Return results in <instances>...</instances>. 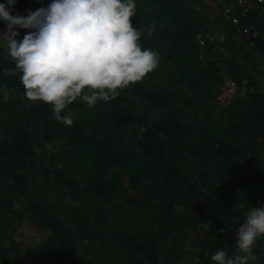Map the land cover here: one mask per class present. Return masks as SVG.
I'll return each mask as SVG.
<instances>
[{"label": "trees", "instance_id": "16d2710c", "mask_svg": "<svg viewBox=\"0 0 264 264\" xmlns=\"http://www.w3.org/2000/svg\"><path fill=\"white\" fill-rule=\"evenodd\" d=\"M48 3L16 0L13 14ZM135 4L130 21L142 48L158 53L157 66L106 102L88 107L77 97L62 112L71 125L57 121L50 105L26 99L20 73L0 46V93L14 97L0 113V264H181L179 251L159 261V242L176 245L202 224L198 264H213L202 259L203 247L210 256L218 249L231 254L238 224L264 203V86L241 67L253 61L251 53L229 44L220 61L212 59L225 46L208 40L210 21L198 0ZM262 21L264 14L250 15L238 26ZM17 31L22 38L29 30ZM222 72L236 86L223 111ZM47 144L54 152H34ZM138 186L135 196L117 193ZM66 200L77 204L73 211ZM58 211L70 213L71 222ZM26 215L47 237L20 257L2 237ZM253 253L264 264V236Z\"/></svg>", "mask_w": 264, "mask_h": 264}, {"label": "clouds", "instance_id": "9594fccd", "mask_svg": "<svg viewBox=\"0 0 264 264\" xmlns=\"http://www.w3.org/2000/svg\"><path fill=\"white\" fill-rule=\"evenodd\" d=\"M15 3H0V21L5 24L0 46H6L20 73L26 99L50 105L54 118L65 125L73 121L62 112L77 97L88 107L106 102L118 89L140 81L159 62L157 52L142 48L141 33L130 21L135 0H50L26 16L13 14ZM17 29L29 31L18 38ZM261 236L264 203L250 207L238 224L231 254L218 249L210 260L213 264H251L257 259L253 245Z\"/></svg>", "mask_w": 264, "mask_h": 264}, {"label": "rangeland", "instance_id": "374dc122", "mask_svg": "<svg viewBox=\"0 0 264 264\" xmlns=\"http://www.w3.org/2000/svg\"><path fill=\"white\" fill-rule=\"evenodd\" d=\"M200 1L201 5H202V10L205 12L206 16L214 14V12H216L217 8H218V0H213L214 2H210V0H198ZM210 13V14H209ZM212 15V17H213ZM218 15V14H217ZM213 18H217V17H213ZM212 22L209 26V29L211 30V33L208 35V40L217 45L220 46V44L223 42L224 40H227L225 36V34L223 35L221 33V31H224L226 29V27H224L223 25L220 24V20L218 21V23L216 21H211ZM225 23H229V22H225ZM262 24H258V26H260L261 29V35L259 40L257 41H249L246 40L243 41L242 43V39L241 36H237L239 37V42H241L240 44H245L246 45H242V48H245L248 52L251 53V58H253V61H242L241 62V67L244 69L245 73L250 75L253 79L257 80L262 86H264V48L261 46L258 47V49H256V44L258 42H263L264 41V21L261 22ZM231 26L236 27V24L231 23ZM227 30V29H226ZM222 41V42H221ZM236 42V41H235ZM257 42V43H256ZM3 50L5 52V56L8 57V59L10 58L8 56V51L6 46H2ZM215 51H217V49H215ZM238 52V51H236ZM263 55H261V54ZM212 55L210 56L212 59H218L219 61L221 60V58L223 57L222 53H218V51L216 53H211ZM225 72H222L221 76L223 78V82L226 80L225 77ZM221 83L219 85V92L221 91L223 84ZM236 88V86H235ZM243 91V88L242 90ZM236 96V92H234V94L232 96H230L228 99L225 98V101L223 103H221L218 100L217 97V102L219 103V108L220 110H224L225 107L234 99V97ZM14 97H12L11 91H2L0 93V113L4 114L6 112V106L5 103H8L9 101H13ZM47 151V155H49L50 153L54 152V149L50 146V145H46L44 147V149H40L38 148V150L34 149V152L38 154H45ZM129 184V181L127 179L124 180L123 185L127 186ZM140 187L142 186H138L137 189H131V188H121V189H117L118 192L117 193H123L125 192V197H132L135 196L136 194H138V191L141 189ZM138 190V191H137ZM117 197L113 198V202L117 201ZM66 205H67V209L68 210H72V205L76 206L77 204H72L71 201L66 200ZM115 204V203H113ZM70 208V209H69ZM107 206L103 207V210L107 209ZM66 209V210H67ZM176 209L178 211H181L180 208L176 207ZM84 213L87 214V210H83ZM60 217L62 219H64V221L69 220L71 222V216L70 213H67L66 215H63V213H60V211H58ZM90 222L92 220V217L88 216ZM67 224V223H66ZM156 224V223H155ZM156 226V229H158L157 224L154 225V228ZM207 228L206 224H202V227L200 228V230L197 231H191L190 229L188 230V232H186V236L183 235L182 237V241L181 242H177L176 245H171L170 241H163V242H159V246H158V250L160 252H162V254L159 255V261H171L173 258V255L175 253H178V251L180 253L183 254V257L180 259L181 264H198L201 263L199 261V259H197L199 252L202 250V247L199 246L198 241H200L203 237V233L205 231V229ZM76 236V234H75ZM47 237V233L42 230L40 227H38L35 222L33 220H29V218H27V215L20 221L13 223L12 226L10 228L7 229L6 233L4 234V236L2 237V245L4 244H8L10 242L15 244V250H13L14 252H12L13 255L16 256H20V257H24L26 255H28L29 253H32L35 249H37L42 243L43 241L46 239ZM205 250L203 252L202 255V259L208 258L210 257V252L207 248L203 247ZM262 262V261H261ZM259 260H256L254 262H251V264H262ZM92 264V263H91ZM96 264V263H93Z\"/></svg>", "mask_w": 264, "mask_h": 264}, {"label": "built area", "instance_id": "2783aa9c", "mask_svg": "<svg viewBox=\"0 0 264 264\" xmlns=\"http://www.w3.org/2000/svg\"><path fill=\"white\" fill-rule=\"evenodd\" d=\"M219 3V17L233 24L238 25L239 21L247 20L250 15H257L260 17L264 14V0H218ZM258 19V18H257ZM241 35L249 41H257L260 38L261 29L258 25H243L240 26ZM200 45L205 42L204 37L198 35L196 37ZM223 87L220 91L218 100L223 103L225 98H229L235 92V84L226 79L223 82Z\"/></svg>", "mask_w": 264, "mask_h": 264}, {"label": "crops", "instance_id": "0c3cea01", "mask_svg": "<svg viewBox=\"0 0 264 264\" xmlns=\"http://www.w3.org/2000/svg\"><path fill=\"white\" fill-rule=\"evenodd\" d=\"M214 2L213 0H210V2ZM210 14V13H209ZM214 14H216V15H213V14H210V15H207L206 17L208 18V20L210 21H216L217 23H218V21L220 20L221 21V25H223L224 27H226V29L224 30V31H221V33L224 35L225 34V36L224 37H226L227 38V40H224L223 39V41L225 42V43H223L222 41V43L220 44V46L222 45V46H225V47H219V49L217 50L218 51V53L220 52V53H223L224 55L226 54V48H228L230 45L229 44H231V47L233 48V50L234 51H238V50H242V45H246V43L245 44H240L241 42H239V37L241 36V39H242V43H243V41H245V38L241 35V33H240V31H241V29H240V27L237 25L236 27H234V26H231V23H225L226 21H224V20H222L220 17H219V15H220V13H219V5H218V8H217V10H216V12H214ZM218 14V15H217ZM212 15H213V17H217V18H213L212 17ZM212 22H210V24H211ZM262 24V23H261ZM238 27H239V30H238ZM237 36H239V37H237ZM259 40V39H258ZM236 41V42H235ZM246 42V41H245ZM217 51H214V53H216ZM239 52V51H238Z\"/></svg>", "mask_w": 264, "mask_h": 264}]
</instances>
